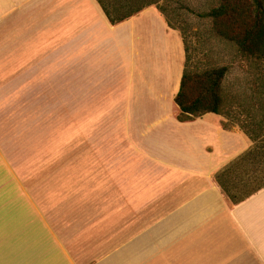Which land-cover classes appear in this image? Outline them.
Wrapping results in <instances>:
<instances>
[{"label":"crops","instance_id":"0c3cea01","mask_svg":"<svg viewBox=\"0 0 264 264\" xmlns=\"http://www.w3.org/2000/svg\"><path fill=\"white\" fill-rule=\"evenodd\" d=\"M185 62L181 31L156 6L113 25L98 0H0V85L60 83L69 71L76 98L155 116L153 146L169 149L158 157L169 165L164 192L126 168L114 205L93 199L113 195L108 171L84 199L81 189L34 187L0 146V264H264V187L233 205L214 178L252 141L224 114L179 120ZM102 109L85 114H115ZM152 193L176 202H142ZM150 209L161 214L146 220Z\"/></svg>","mask_w":264,"mask_h":264},{"label":"rangeland","instance_id":"374dc122","mask_svg":"<svg viewBox=\"0 0 264 264\" xmlns=\"http://www.w3.org/2000/svg\"><path fill=\"white\" fill-rule=\"evenodd\" d=\"M217 3L218 0H169L165 6L173 24L185 33L191 70L230 67L225 81L223 122L245 133L253 129V115L257 114L258 120V114H262L247 103L258 70L252 60L239 52L234 42L217 33L212 19L205 16ZM62 74L60 83L14 85L11 89L8 84L0 85V146L18 171L32 176L34 187L81 189L80 197L84 196V199L91 186H104L103 173L108 171L112 174L108 181L113 195L93 196L97 203L100 202L98 199L114 205L120 203L117 188L122 179L121 172L126 168L131 172L138 168L144 172L146 182L156 186L159 193L164 192L168 187L169 165L159 161L158 157L163 161L169 149L153 146L151 135L156 117L122 115L120 100L78 99L74 84L70 82L71 73L65 71ZM106 105L115 108L109 110L115 112L114 115L85 114L90 110L103 111L99 108ZM131 123L137 131L135 138L144 141L141 147L135 146L140 144L139 141L134 143L129 138ZM120 159L140 164L131 161L121 164L117 162ZM69 195L73 199L79 197L77 192ZM153 197V193L147 194L141 201L169 204L172 199V203L176 202V197L168 194ZM159 214V210H146V220Z\"/></svg>","mask_w":264,"mask_h":264},{"label":"trees","instance_id":"16d2710c","mask_svg":"<svg viewBox=\"0 0 264 264\" xmlns=\"http://www.w3.org/2000/svg\"><path fill=\"white\" fill-rule=\"evenodd\" d=\"M169 0H98L113 25L119 24L149 6L164 15L168 24L181 31L186 46V62L180 90L175 98L180 121L207 113L225 114V81L230 67L190 69V55L183 29L173 24L165 3ZM173 10V9H172ZM175 11V9L173 10ZM205 16L212 19L217 33L234 42L239 52L255 64L254 90L247 103L256 108L253 129L245 134L252 146L215 174V181L233 205L264 187V0H218ZM252 107V108H253Z\"/></svg>","mask_w":264,"mask_h":264}]
</instances>
